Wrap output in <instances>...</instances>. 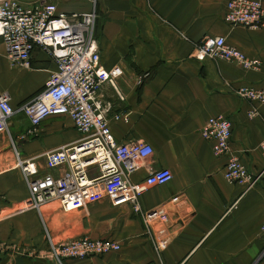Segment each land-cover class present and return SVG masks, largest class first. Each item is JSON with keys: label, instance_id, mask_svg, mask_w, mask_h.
<instances>
[{"label": "crops", "instance_id": "1", "mask_svg": "<svg viewBox=\"0 0 264 264\" xmlns=\"http://www.w3.org/2000/svg\"><path fill=\"white\" fill-rule=\"evenodd\" d=\"M47 1L59 12L96 13L100 65L118 66L121 72L114 85L99 86L95 100L108 105L117 142L140 141L153 148L127 180L141 182L161 168H168L172 178L148 186L139 197V211L109 197L71 211L55 202L40 211L28 208L29 190L17 158H33L39 174L58 175L57 168L46 167L44 153L80 134L70 117L52 115L36 134L19 138L31 127L21 106L42 90L56 66L39 47L30 67L11 65L0 39V93L15 109L8 130L0 133V264H55L33 253L45 247L47 233L56 242L87 236L120 245L117 251L63 264H264V103L250 118L253 102L236 94L240 85L264 89V24L230 26L223 20L227 0ZM207 35L224 36L227 44L258 58L259 69L224 59L197 60L195 46ZM145 72L149 76L139 82ZM117 112H127L128 121L114 120ZM215 115L231 122L230 152L260 174L246 190L224 178L227 156L214 155L211 142L199 133ZM87 174L95 177L98 169L90 166Z\"/></svg>", "mask_w": 264, "mask_h": 264}, {"label": "built area", "instance_id": "2", "mask_svg": "<svg viewBox=\"0 0 264 264\" xmlns=\"http://www.w3.org/2000/svg\"><path fill=\"white\" fill-rule=\"evenodd\" d=\"M95 11L59 12L55 3L47 0H0V39L11 65L30 67L34 50L39 47L55 62L42 90L20 108L31 127L19 138L36 134L39 124L52 115H66L80 134L73 143L44 153L47 168H57L58 175L39 174L33 158H17V167L23 174L29 190L28 208L41 210L56 201L63 211L83 208L109 197L131 204L140 210L139 197L148 186L165 184L172 178L168 168L150 172L141 182H129L128 172L136 170L142 159L152 154L153 148L145 142H117L111 134L106 115L108 105L95 100L99 86L114 85L121 70L118 66L106 69L100 65L95 37ZM223 20L230 26L258 28L264 24V6L261 0H227ZM197 60L207 57L237 62L244 69H259L260 60L248 57L226 43L224 36H204L195 46ZM145 72L140 77H148ZM236 94L253 102L247 111L252 118L259 114L264 103V89L240 85ZM15 109L6 93H0V133L8 130L7 122ZM114 120L128 121L127 112L112 115ZM232 125L221 115L210 116L200 128L203 139L211 142L214 155H226L224 178L244 189L253 186L259 173L249 170L230 152ZM13 148H15L13 144ZM264 156V144H262ZM90 166L98 169L89 177ZM165 221V214H160ZM264 232V219L260 226ZM120 245L109 238L73 237L54 241L46 234V245L34 250L38 258H54L59 264L69 258H88L117 251Z\"/></svg>", "mask_w": 264, "mask_h": 264}, {"label": "bare ground", "instance_id": "3", "mask_svg": "<svg viewBox=\"0 0 264 264\" xmlns=\"http://www.w3.org/2000/svg\"><path fill=\"white\" fill-rule=\"evenodd\" d=\"M46 260L50 261V262H53L55 264H59L54 258L52 257H47Z\"/></svg>", "mask_w": 264, "mask_h": 264}, {"label": "rangeland", "instance_id": "4", "mask_svg": "<svg viewBox=\"0 0 264 264\" xmlns=\"http://www.w3.org/2000/svg\"><path fill=\"white\" fill-rule=\"evenodd\" d=\"M23 1H30V0H23ZM9 139H10V136H9ZM11 143V142H10ZM52 202H55L56 205L59 207L58 203L56 201H52ZM50 203V202H49ZM60 208V207H59Z\"/></svg>", "mask_w": 264, "mask_h": 264}]
</instances>
